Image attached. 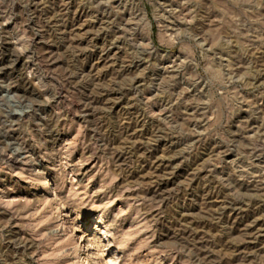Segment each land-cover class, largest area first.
<instances>
[{
  "label": "rangeland",
  "instance_id": "obj_1",
  "mask_svg": "<svg viewBox=\"0 0 264 264\" xmlns=\"http://www.w3.org/2000/svg\"><path fill=\"white\" fill-rule=\"evenodd\" d=\"M85 232L98 264H264V0H0V264Z\"/></svg>",
  "mask_w": 264,
  "mask_h": 264
},
{
  "label": "bare ground",
  "instance_id": "obj_2",
  "mask_svg": "<svg viewBox=\"0 0 264 264\" xmlns=\"http://www.w3.org/2000/svg\"><path fill=\"white\" fill-rule=\"evenodd\" d=\"M120 143V142H119ZM125 143V142H124ZM124 145V144H123ZM142 153V152H141ZM13 165H17L18 164V160H15V159H13V160H11L10 161ZM21 164V163H20ZM156 167V166H155ZM169 171V170H168ZM204 211V210H203ZM63 214V213H62ZM209 217V216H208ZM82 242H83V244H84V246L83 247H81V248H83V256H82V258L80 259V261L79 262H81V264H90V261H92V263L91 264H98V263H96L95 262V260L93 259V257H95V252H94V249L92 248V241H91V238H90V235L89 234H87L86 232L83 234V236H80V238H79ZM97 248V247H96ZM97 250V249H96ZM95 250V251H96Z\"/></svg>",
  "mask_w": 264,
  "mask_h": 264
}]
</instances>
